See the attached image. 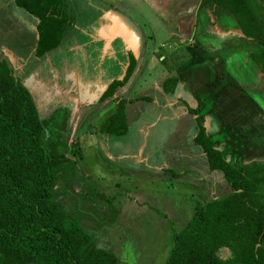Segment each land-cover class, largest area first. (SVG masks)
<instances>
[{"label":"rangeland","instance_id":"374dc122","mask_svg":"<svg viewBox=\"0 0 264 264\" xmlns=\"http://www.w3.org/2000/svg\"><path fill=\"white\" fill-rule=\"evenodd\" d=\"M65 2L77 26H84L97 14L103 15L104 26L106 17L100 11L109 9L140 28L144 39L131 37L139 41H134L133 55L140 65L131 88L118 91L105 106L97 100L102 88L114 80L112 67L110 73L107 70L108 58L99 65L90 56L84 59V52L78 50L72 67H59L50 80L46 79L45 92L35 98V105L42 121L48 118L41 137L55 179L52 197L97 248L116 256L117 264H164L172 249L173 233L189 221L195 204L231 192L220 172L208 171L202 151L193 144L196 126L192 115L170 118L172 113L160 106L164 100L157 96L155 101L151 94V89L158 95L163 91L159 70L163 68L160 64L165 65L160 60L166 52L162 45L172 42L168 38L170 26L147 5V0ZM34 22L12 0H0V59H7V51L26 60L27 71L36 66L31 56L35 32L27 27ZM119 26L126 25L120 21ZM229 44L228 50L234 49ZM120 53V64H114L116 71L126 68L128 62L127 51ZM158 53L163 57L160 60ZM178 53L182 59L189 57L186 50ZM154 60L156 66L149 67L148 62ZM12 62L16 64V60ZM200 89L197 93L201 98L210 93L209 88ZM86 95L94 101L90 107L81 103ZM70 96L81 102L71 104ZM122 100L127 102V131L120 137L107 135L104 128ZM210 100L212 110L218 111L217 98L211 96ZM252 139L256 144L264 141L261 136ZM220 256L226 257L223 252Z\"/></svg>","mask_w":264,"mask_h":264},{"label":"trees","instance_id":"16d2710c","mask_svg":"<svg viewBox=\"0 0 264 264\" xmlns=\"http://www.w3.org/2000/svg\"><path fill=\"white\" fill-rule=\"evenodd\" d=\"M228 12L243 36L263 49L252 54L264 74V0H211ZM36 20L35 57L58 48L73 26L65 0H13ZM161 63H166L165 57ZM137 62L128 54L120 80L112 81L99 103L112 99L132 77ZM176 78L164 81L173 93ZM122 100L109 117L104 133L125 135ZM29 91L7 59H0V264H117L116 256L99 249L52 197L55 179ZM188 114L196 116L188 109ZM193 144L202 151L208 171L220 172L230 193L204 204L197 202L188 222L173 233L164 264H264V163L234 167L214 149L195 117ZM220 252L226 257L221 258Z\"/></svg>","mask_w":264,"mask_h":264},{"label":"crops","instance_id":"0c3cea01","mask_svg":"<svg viewBox=\"0 0 264 264\" xmlns=\"http://www.w3.org/2000/svg\"><path fill=\"white\" fill-rule=\"evenodd\" d=\"M147 5L166 22L168 27L170 26L168 38L172 42L167 41L162 45L166 50L164 56L166 63L165 66L160 64L161 68L163 67L159 70L160 78L162 82L168 78L177 80L173 93L165 92L163 89L161 95H158L151 89L154 100L157 101V96H160L164 100V104L160 106L172 113L170 118L174 119L187 115L188 109L194 110L196 116L192 117L199 119L214 149L220 151L225 161L232 166L239 167L252 162L264 163V141L256 144L252 139L257 136L264 138V126H262L264 124V74L259 71L252 59L253 53L263 49L262 44L243 36L232 16L214 6L211 0H147ZM100 12L106 17L104 26L103 15H95L82 27L77 26L74 19L73 26L67 28L64 33L61 45L45 54L40 60H37L39 57L34 56L37 40L36 20L34 19L33 25L27 23L31 32L33 33V30L35 32L31 56L36 59L37 64L31 68V71L26 69V60L16 58L4 51L16 77L29 91L35 104V98L45 92L46 79L49 77L50 80L51 74H54V70H58L59 67H72L74 53L80 54L78 50L84 52V59L86 55L90 56L97 60L99 65L108 58L107 70L110 73L111 69L112 78L120 80L123 77L128 62L127 66L124 65L126 68L120 71L114 68L115 62L120 64L117 61L122 55L120 50L127 51L128 58L129 53L132 55L135 53L134 41L139 42L131 37L139 35L138 38L141 40L144 37L140 28L118 12L109 9ZM120 21H123L126 26H119ZM228 43H231L229 46L234 49L228 50ZM118 47L120 50L117 49ZM151 49L150 47L149 50ZM182 49L188 53V59H182L179 56L178 52ZM133 57L135 58L134 55ZM15 60L16 64L12 62ZM135 60L137 62L138 58ZM155 62L156 60L148 62L149 67L154 68ZM138 64L128 83L120 90L131 88L129 86L140 67ZM109 67L112 68L109 69ZM44 74L47 77L42 76ZM108 85L102 88L97 100L100 106H105V103L109 101L99 103ZM219 87V91L212 92ZM200 88H209L210 93L202 95L201 98V95L198 96L197 93V90L201 92ZM218 92L222 93L216 97L215 94ZM211 96L217 98L215 104L219 108L218 111L212 110L211 100L207 101ZM84 98L81 102L70 96L69 100L71 104L77 101L87 107L94 104L93 100H89L90 95ZM126 101L132 102L130 99ZM43 120L48 122L47 117ZM194 135H192V142Z\"/></svg>","mask_w":264,"mask_h":264},{"label":"water","instance_id":"95a60500","mask_svg":"<svg viewBox=\"0 0 264 264\" xmlns=\"http://www.w3.org/2000/svg\"><path fill=\"white\" fill-rule=\"evenodd\" d=\"M158 57L160 58V59H162L163 57H162V55H160L159 53H158Z\"/></svg>","mask_w":264,"mask_h":264}]
</instances>
